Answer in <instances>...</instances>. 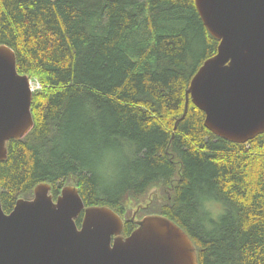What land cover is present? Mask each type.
<instances>
[{
	"label": "trees",
	"instance_id": "obj_1",
	"mask_svg": "<svg viewBox=\"0 0 264 264\" xmlns=\"http://www.w3.org/2000/svg\"><path fill=\"white\" fill-rule=\"evenodd\" d=\"M219 43L195 0H0V45L42 86L34 128L0 162L4 211L40 183L55 199L74 185L86 207L118 213L125 236L137 228L131 202L184 229L199 264H264V134L221 139L191 101L184 117L191 81ZM106 136L134 146L114 193L90 167Z\"/></svg>",
	"mask_w": 264,
	"mask_h": 264
},
{
	"label": "water",
	"instance_id": "obj_2",
	"mask_svg": "<svg viewBox=\"0 0 264 264\" xmlns=\"http://www.w3.org/2000/svg\"><path fill=\"white\" fill-rule=\"evenodd\" d=\"M195 6L220 43L191 81L184 117L191 101L211 133L247 144L264 134V0H195ZM33 94L14 50L0 45V162L8 158V143L34 128ZM143 208L125 236L123 218L108 206L86 207L74 185L55 200L52 185L40 183L10 214L0 194V264H199L190 235L163 215L136 220Z\"/></svg>",
	"mask_w": 264,
	"mask_h": 264
},
{
	"label": "clouds",
	"instance_id": "obj_3",
	"mask_svg": "<svg viewBox=\"0 0 264 264\" xmlns=\"http://www.w3.org/2000/svg\"><path fill=\"white\" fill-rule=\"evenodd\" d=\"M134 157V146L122 142L118 148L105 149L90 165L98 187L103 190L118 183L123 166Z\"/></svg>",
	"mask_w": 264,
	"mask_h": 264
},
{
	"label": "rangeland",
	"instance_id": "obj_4",
	"mask_svg": "<svg viewBox=\"0 0 264 264\" xmlns=\"http://www.w3.org/2000/svg\"><path fill=\"white\" fill-rule=\"evenodd\" d=\"M193 48H194V54L196 55L197 54V52H198V50H199V46H198V44H195L194 46H193ZM85 112H87V108H85ZM95 121H97V119H95ZM93 124V123H92ZM79 130L80 131H82V130H89V128L87 129L86 127H79ZM96 132H98L97 130H95ZM102 141V143H103V145H105V147H104V149H109V148H118V147H120L121 146V142H123V140L121 141V142H116V144H114V141H113V139H110L109 137H105L103 140H101ZM120 143V144H119ZM114 144V145H113ZM103 150V149H102ZM101 150V151H102ZM101 151H99V153L101 152ZM97 154V156L95 157V159H94V162H95V160L103 153V151H102V153H100V154ZM127 164V163H126ZM126 164L123 166V169H122V174L120 175V179H119V181H118V183H116L115 184V187H110L111 189H113V191H111V193H114V191L117 189V188H121V187H119V186H122L123 185V183H125L126 181H127V177H126V175H125V166H126ZM155 190H152V192L151 193H153ZM153 198V196L152 195H150V199H152ZM147 205V204H146ZM138 207H136V206H134L133 205V203H131L130 202V205H129V209H128V211L130 212V216H131V218H132V216H133V214H134V212L136 211V209H137ZM147 215V214H146ZM145 216V214H142V211H140L138 214H137V216H136V220H139V219H141L142 217H144Z\"/></svg>",
	"mask_w": 264,
	"mask_h": 264
},
{
	"label": "built area",
	"instance_id": "obj_5",
	"mask_svg": "<svg viewBox=\"0 0 264 264\" xmlns=\"http://www.w3.org/2000/svg\"><path fill=\"white\" fill-rule=\"evenodd\" d=\"M31 89H32L33 93H35L36 91L41 90L42 86L40 85L39 82H37L35 80H31Z\"/></svg>",
	"mask_w": 264,
	"mask_h": 264
},
{
	"label": "flooded vegetation",
	"instance_id": "obj_6",
	"mask_svg": "<svg viewBox=\"0 0 264 264\" xmlns=\"http://www.w3.org/2000/svg\"><path fill=\"white\" fill-rule=\"evenodd\" d=\"M61 192H62V190H61ZM60 194H61V193H60ZM59 196H60V195H58V196L56 197V199H57ZM33 197H34V196H33ZM56 199H55V200H56ZM15 206H16V205H15ZM14 208H15V207H14ZM13 210H14V209H13ZM13 210H12V211H13ZM12 211H11V212H12ZM11 212H10V213H11ZM10 213H7V214H10Z\"/></svg>",
	"mask_w": 264,
	"mask_h": 264
}]
</instances>
